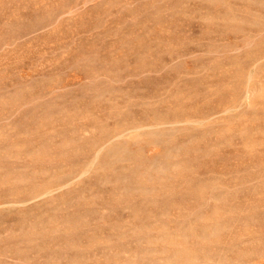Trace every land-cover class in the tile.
I'll return each mask as SVG.
<instances>
[{"label": "rangeland", "instance_id": "rangeland-1", "mask_svg": "<svg viewBox=\"0 0 264 264\" xmlns=\"http://www.w3.org/2000/svg\"><path fill=\"white\" fill-rule=\"evenodd\" d=\"M0 264H264V0H0Z\"/></svg>", "mask_w": 264, "mask_h": 264}]
</instances>
